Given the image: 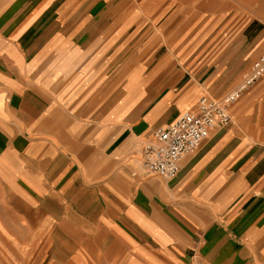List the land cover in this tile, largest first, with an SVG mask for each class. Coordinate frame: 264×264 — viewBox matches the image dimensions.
Returning a JSON list of instances; mask_svg holds the SVG:
<instances>
[{"label":"crops","instance_id":"crops-1","mask_svg":"<svg viewBox=\"0 0 264 264\" xmlns=\"http://www.w3.org/2000/svg\"><path fill=\"white\" fill-rule=\"evenodd\" d=\"M154 9L0 0L9 261L40 250L47 264H264V87L232 104L231 123L215 125L175 178L144 168L152 131L240 73L213 66L212 51L195 57L191 37L171 46L178 21L163 22L161 10L151 16L160 43L145 18Z\"/></svg>","mask_w":264,"mask_h":264},{"label":"rangeland","instance_id":"rangeland-1","mask_svg":"<svg viewBox=\"0 0 264 264\" xmlns=\"http://www.w3.org/2000/svg\"><path fill=\"white\" fill-rule=\"evenodd\" d=\"M145 1L154 2V13H149L145 18L147 26H151L152 30L157 32L160 43L165 42L158 33V27L151 23V16L161 10L163 22L171 16L178 21V29L174 31L171 46L178 44L180 47H186L185 44L191 37L195 57L202 52L206 54L212 51L210 56L213 57V66L217 67L215 61L219 59L220 63L224 64L222 68H227L228 72L240 68L238 81L230 88L219 95L213 94L217 91L216 88L205 89L202 96L223 97L240 82L252 61L264 50V0ZM260 86L264 87V78L248 91ZM262 93L264 94V89ZM36 251L30 257L17 258V261L11 262L4 250L0 249V264H47V257L46 262H43L39 256L40 250Z\"/></svg>","mask_w":264,"mask_h":264},{"label":"built area","instance_id":"built-area-1","mask_svg":"<svg viewBox=\"0 0 264 264\" xmlns=\"http://www.w3.org/2000/svg\"><path fill=\"white\" fill-rule=\"evenodd\" d=\"M262 78L264 50L252 61L237 86L222 98L203 95L173 122L152 132L143 145L145 170L165 180L175 178L180 170L181 159L193 154L215 125L228 126L232 120V104Z\"/></svg>","mask_w":264,"mask_h":264}]
</instances>
